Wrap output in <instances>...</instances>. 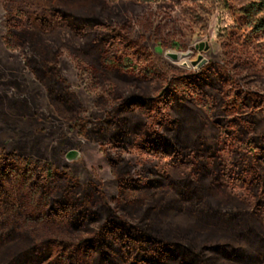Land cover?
Here are the masks:
<instances>
[{
    "label": "rangeland",
    "instance_id": "rangeland-1",
    "mask_svg": "<svg viewBox=\"0 0 264 264\" xmlns=\"http://www.w3.org/2000/svg\"><path fill=\"white\" fill-rule=\"evenodd\" d=\"M53 8L118 32L137 54L138 69L119 65L106 29ZM209 66L226 74L213 116L226 127L235 123L232 135L220 133L193 101L179 108L167 102L165 89L183 90V78ZM244 94L253 99L247 111ZM137 121L183 154L198 143L210 150L192 155L196 167L183 172L130 138ZM250 138L264 146V0H0V155L51 164L84 187L93 183L104 196L98 206L164 243L244 247L249 256L212 264H264V160L246 147ZM72 149L80 156L68 161ZM207 170L230 179L213 185ZM118 175L146 178L148 186L120 194ZM5 182L0 264H51L64 248L74 254L64 264H131L118 250L105 260L99 248L85 251L103 235L100 221L75 228L27 219V196Z\"/></svg>",
    "mask_w": 264,
    "mask_h": 264
},
{
    "label": "trees",
    "instance_id": "trees-1",
    "mask_svg": "<svg viewBox=\"0 0 264 264\" xmlns=\"http://www.w3.org/2000/svg\"><path fill=\"white\" fill-rule=\"evenodd\" d=\"M53 10L61 17L71 18L76 23L83 22V24L97 25L106 29L116 39V46L119 50L118 57L121 59V64L119 65L127 70L138 69L139 58L137 54L130 48L129 44L120 38L118 32L110 30L105 24L95 18H79L58 8H53ZM12 15L18 19L22 17V13L18 11H14ZM39 19L42 26L47 24V20L41 17ZM182 80L185 87L183 90H178L176 87L165 89V92H168L166 98L168 104L177 102V107L179 108L185 105L186 100L189 99L206 111L209 118L216 123L220 133L232 135L234 133L232 127H235V123L226 127L222 119L214 118L213 116L219 102L217 91L221 89V85L227 80L226 74L217 67L209 66L203 74L186 77ZM252 100L250 96L244 94L240 102L241 108H245V111H247L246 108L249 106L247 102ZM126 103L140 104L137 100H131ZM235 120L233 119L230 122ZM132 124L129 136L141 149L164 157L167 165L181 167L183 172H187L189 168L193 169L196 167V161L192 159V155L197 154L202 157L210 150L207 145L205 149H202L203 144L198 143L196 149H191L189 153L183 154L181 149L177 148L170 139L152 130L147 123L137 121ZM245 143L249 151L258 153L259 159L261 161L264 160L263 145L256 142L255 138H250ZM110 162L114 166L118 160L110 156ZM203 174L205 177L214 175L211 177L213 185H219L218 181L224 178L228 181L230 179V176H225L226 174H213L212 171L208 170ZM8 178L14 188H18L27 196L25 198L26 203L33 209L27 219H36L55 224L65 223L75 228L82 226L86 222L100 221L103 235L96 241L90 239L91 245L86 246L85 251L91 254L95 249L99 248L97 251L103 260L110 255V249L112 251H120L122 257L127 260L130 259L131 264H212L218 258L244 261L246 257H249L243 250L244 247L231 248L225 245L210 247L201 245L196 247V244H194L192 248H187L181 243H176L175 245L164 243L158 236H154L153 232L140 230L119 218L109 206H106V208L104 207L105 205L98 206V202H101L99 199H104V196L96 185L90 183L84 187L68 173L57 172L51 164L33 162L28 158L0 155L1 188L4 187L6 189L5 180ZM118 180L120 194H124L131 189L148 186L147 179L143 177L127 178L118 175ZM224 181L226 182V180ZM102 248L104 249L102 250ZM64 249H62L60 254L56 255L54 262L51 264H64L66 257L69 256L68 258H71L74 255ZM77 251H79L78 248L74 252L76 253ZM206 251H214L217 254V258L206 256ZM23 257L22 254L18 256V258Z\"/></svg>",
    "mask_w": 264,
    "mask_h": 264
},
{
    "label": "water",
    "instance_id": "water-1",
    "mask_svg": "<svg viewBox=\"0 0 264 264\" xmlns=\"http://www.w3.org/2000/svg\"><path fill=\"white\" fill-rule=\"evenodd\" d=\"M202 63H205V60H203ZM79 156H80L79 151L74 150V149L69 150V151L67 152V154H66V158H67L68 161L76 160V159L79 158Z\"/></svg>",
    "mask_w": 264,
    "mask_h": 264
},
{
    "label": "built area",
    "instance_id": "built-area-1",
    "mask_svg": "<svg viewBox=\"0 0 264 264\" xmlns=\"http://www.w3.org/2000/svg\"><path fill=\"white\" fill-rule=\"evenodd\" d=\"M141 1H146V0H141Z\"/></svg>",
    "mask_w": 264,
    "mask_h": 264
}]
</instances>
